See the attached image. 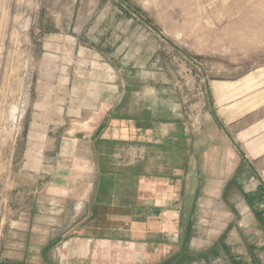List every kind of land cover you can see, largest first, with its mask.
Masks as SVG:
<instances>
[{"label":"rangeland","instance_id":"374dc122","mask_svg":"<svg viewBox=\"0 0 264 264\" xmlns=\"http://www.w3.org/2000/svg\"><path fill=\"white\" fill-rule=\"evenodd\" d=\"M90 53L142 116L158 101L166 123L169 102H182L196 137L203 79L264 68V0H0V225L38 204L46 235L30 264H264V206L237 220L208 205L216 190L186 188L181 128L175 141L134 142L131 123L99 110L89 123L57 112L36 125L40 91L54 98L70 68L92 72L76 63ZM55 127L73 140L37 139ZM55 192L76 194L71 220L47 211Z\"/></svg>","mask_w":264,"mask_h":264},{"label":"crops","instance_id":"0c3cea01","mask_svg":"<svg viewBox=\"0 0 264 264\" xmlns=\"http://www.w3.org/2000/svg\"><path fill=\"white\" fill-rule=\"evenodd\" d=\"M88 57L81 64L76 62L77 66L90 65L94 66V70L89 73L81 68H70L67 90L62 91L60 87L57 92L54 87L55 90L51 91L56 93L54 98L46 96V90L40 91L39 100L34 105L38 110L34 119L36 125L39 122L49 123L48 120L53 116H60L56 115L57 112L61 117L65 114L66 118L73 115L78 118L88 116L89 120L84 123H89L90 112L95 114L99 110L102 114L97 118L108 115L112 118L111 124L131 123L134 142L139 141L142 134L151 143L158 142L159 135L175 141L178 138L177 127L181 128L182 169L187 176L184 181L188 182L185 187L216 190L207 196L208 205L228 206L237 220H249L250 215L255 217L257 213H254L253 206H264V68L236 77H205L202 86L206 96L193 105L198 130L196 137L194 135L191 138L189 119H185L181 112L182 102L176 103L177 99L169 102L172 108L169 107L168 113L166 112L170 117L166 123L161 121L158 101L147 108L149 111L146 116H142L141 108L136 106V96L133 97L132 107L125 91L120 89L119 75L113 73L112 78L118 81L111 80L110 66L101 65L95 53H90ZM71 61L74 63V59ZM68 102L70 106L67 107L65 105ZM127 109L133 110H128V119H122L125 118L124 111ZM177 112L181 113L176 114ZM54 124L58 125L57 122ZM61 125L66 124L62 122ZM62 130L63 128L55 127L50 132L36 133L37 139L62 143L73 140L69 136L71 132ZM191 181L194 184L191 185ZM75 196L71 192L70 195L55 192L47 211L61 215L60 218L57 217L59 220H71L75 213L71 212ZM37 206V203H33L26 210L27 214L23 210L17 218L4 219L5 222L0 225V231L4 233L0 246V264H30V254L36 251L33 249L36 246L33 244L35 242L32 243L33 238L43 236L44 233L46 235V227L40 222ZM216 212L211 218H225ZM37 248L39 253L45 252L46 244H38ZM36 259L43 258L33 257V260Z\"/></svg>","mask_w":264,"mask_h":264}]
</instances>
